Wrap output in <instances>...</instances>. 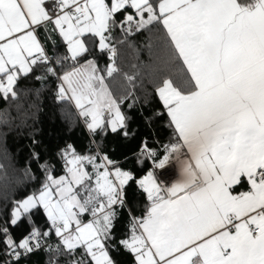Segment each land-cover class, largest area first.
Instances as JSON below:
<instances>
[{
	"label": "snow or ice",
	"instance_id": "snow-or-ice-1",
	"mask_svg": "<svg viewBox=\"0 0 264 264\" xmlns=\"http://www.w3.org/2000/svg\"><path fill=\"white\" fill-rule=\"evenodd\" d=\"M0 105V264H264V0H0Z\"/></svg>",
	"mask_w": 264,
	"mask_h": 264
},
{
	"label": "trees",
	"instance_id": "trees-1",
	"mask_svg": "<svg viewBox=\"0 0 264 264\" xmlns=\"http://www.w3.org/2000/svg\"><path fill=\"white\" fill-rule=\"evenodd\" d=\"M122 58L125 65L132 71L131 65L136 64L139 66L140 62H147L149 59V50L147 47V41H143V45L138 47V50H125L122 53ZM3 107V105H0Z\"/></svg>",
	"mask_w": 264,
	"mask_h": 264
}]
</instances>
